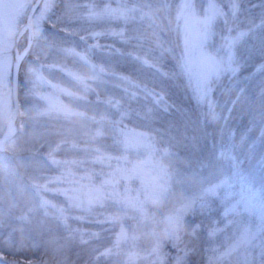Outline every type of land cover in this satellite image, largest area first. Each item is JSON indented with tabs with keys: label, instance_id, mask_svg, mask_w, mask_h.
I'll return each instance as SVG.
<instances>
[{
	"label": "snow or ice",
	"instance_id": "1",
	"mask_svg": "<svg viewBox=\"0 0 264 264\" xmlns=\"http://www.w3.org/2000/svg\"><path fill=\"white\" fill-rule=\"evenodd\" d=\"M173 8L177 30L183 36V50L179 54L165 46L160 34L164 21L171 23ZM112 21L134 27L128 31H96L91 27ZM108 35L141 49L147 46L148 36L152 38L155 48L147 59L134 51L128 52L127 57L134 66L148 65L158 77L160 92L155 87L144 89L145 94L156 101L143 113L145 120L161 124L155 137L117 135L130 112L111 97L102 101L97 93L95 105L107 103L109 110L98 115L94 112L91 116L57 99V94L74 97L83 101L77 108H88L93 105L88 94L96 91L88 81L99 85L109 77L123 81L127 86L125 90L132 89L133 96L135 90L140 89L139 83L127 76H118L105 63L93 62L92 54L102 47L98 38ZM217 35L222 41L219 50L213 47ZM81 44L84 45L82 50ZM169 55L175 66L165 70ZM61 57L73 58L86 73L60 64ZM256 57L261 61L257 69L259 78L252 74L239 80L237 73ZM56 73H63L76 82L79 92L69 91L55 82ZM225 74L233 77V81L224 86V91H232L235 98L230 97L220 105L213 94ZM181 79L194 86L197 103L205 105L207 110L195 120L181 114L179 121H164V115L171 111L162 95L164 86L169 83L179 86ZM45 86L51 92L38 91ZM37 95L44 101L42 107L30 102V97ZM113 107L117 109L119 120L113 118L110 111ZM238 108L248 117V126L240 133L239 141L229 124ZM73 116L97 126L89 133L90 141L104 134L107 123L120 147L119 154L102 151L90 143L81 148L70 138L71 130H53L41 121L45 117L69 120ZM17 117L31 121L30 132L23 121L16 125ZM201 117L204 124L216 125L222 143L218 155L194 159L199 151ZM0 124L6 127V130L0 127V153L9 149L14 153L18 151L11 141L17 131L28 135L32 141L29 147L22 149L29 155L16 158L25 169L27 182L15 170L11 157L0 156V239L7 236L3 240L7 255L17 251L14 233L18 227L22 234L27 231L29 238L31 228L24 226L33 223L41 236L51 235L49 217L57 227L63 226L68 233L67 240L79 237L80 242L89 243L68 221L95 217L98 223H118L120 227L115 241H110V246L100 251V256L109 257V264H137L140 260L144 264H264V193L258 196L248 187L233 203L229 192L231 177L223 171L227 162L234 174H239L238 147L241 154L247 156L255 154L257 143L264 148V0H228L226 5L218 0H207L202 5L194 0H181L179 4L169 0L135 3L119 0L115 6L99 5L91 0L63 6L57 0H0ZM253 133L258 135L253 136ZM53 136L63 138L53 143ZM69 153L83 155L70 156ZM61 154L62 158H58ZM261 161L264 163V153ZM97 164L101 165L99 173L89 168ZM49 167H54L58 174H43ZM177 186L180 198L172 211L163 215L150 211L149 205L159 206L175 194ZM49 193L63 197L64 204L55 202L47 195ZM18 197L30 200V207L19 216L14 213L19 206ZM214 198L224 203V219L207 229V244L199 247L205 230L196 219L210 216L216 202ZM73 210L80 214H72ZM126 221L134 222L135 227H130ZM159 224L164 225L162 230L158 229ZM220 224L224 227H219ZM224 232L230 233L228 241L218 244L217 234ZM141 235L151 241L143 249L137 244ZM168 246L176 251L171 259H168ZM65 248L66 245H55L53 264H68L60 255ZM197 255L203 257L199 262L192 259ZM0 264L19 262L0 255Z\"/></svg>",
	"mask_w": 264,
	"mask_h": 264
},
{
	"label": "trees",
	"instance_id": "2",
	"mask_svg": "<svg viewBox=\"0 0 264 264\" xmlns=\"http://www.w3.org/2000/svg\"><path fill=\"white\" fill-rule=\"evenodd\" d=\"M129 1V2H128ZM135 0H126L128 3H133ZM177 0H174L173 4H176ZM89 2V0H57V3L61 6H63L65 3H72V4H82ZM91 2H94L99 5L103 4H112L113 0H91ZM113 5V4H112ZM59 11V9H57ZM174 15V8L171 12V17ZM173 20L171 19V22ZM96 31H105L107 29H112L114 31H117L118 29H115V27H121V24L118 23V25L112 24L110 22H103L91 25ZM222 27V26H221ZM127 28V27H126ZM130 30L129 27L126 31ZM51 31V29H50ZM145 32L148 33L149 30L147 29V26H145ZM161 36L163 40L165 41V46L173 49L176 54L180 53L181 50V44H180V38L177 37V34L173 32L172 26L170 22L164 21V27L161 30ZM57 35L63 37L65 36V33L63 32H57ZM98 42L100 45H102L101 48L96 49V51L92 54L93 62L95 63H105L107 66L113 62V66H115V63L117 59L122 60V63L124 65L125 62L130 61V59L127 57L128 52H135L138 55H141L147 59L149 55L151 54V50H154L155 45L152 44V38L149 35L147 38V46L144 49H141V51L138 50L134 45H127L122 43L120 38L112 35L108 36H101L98 38ZM168 44V45H167ZM81 50L84 48V45H80ZM121 53H124L125 55H121ZM260 60V58H259ZM261 63V62H260ZM259 62L254 60L248 61L246 64H244L243 70V77L241 74H239L237 77L239 80L243 81L246 77H249L252 74H258L257 68L260 65ZM127 64H125L122 67H117L116 70L119 71L117 75H123L127 76L129 79L139 83L141 87L147 88L151 90L153 87H155V90L157 92H160V87L157 86V82L153 81V76H156L154 71L151 72L153 75H146L145 73H136L137 75H133L128 70ZM165 70L173 68V59L169 55L166 58L165 62ZM250 66V67H249ZM250 68V69H249ZM255 68V69H254ZM117 72V71H116ZM230 77V78H229ZM147 83H145V81ZM233 81V77L230 75L223 76L220 81V87L217 89L213 94V99L217 101L220 105H223L230 97L235 98V93L232 91H224V86L230 84ZM69 83V82H68ZM67 83V84H68ZM176 91L166 88V85L164 86V92L162 93L164 99L166 100L167 104L171 106V111L165 116L169 118L171 121H179L181 119V114L187 115L192 120H195L197 117L201 115V112L206 111L207 108L205 105H199L197 103V100L193 93L191 91H187L186 97H183L184 99H176L172 94ZM105 92H99L100 99L106 100L108 97H111L113 100L122 103L126 106H130L129 110L132 108L134 109L135 115L138 113L143 114V111H140L139 106H141L140 103H138L137 99L132 98V100H128L127 102H130L131 104L127 103L125 101L124 96H117L110 94L109 92H106V94H103ZM135 94H141L142 97H144L143 104L149 105V103L155 104V99L145 94L144 90ZM256 96L258 97V90L255 91ZM88 98L90 100H94V96L90 92L88 94ZM105 106L106 108H104ZM99 108L102 109V112L105 110H109V106L107 103H102L99 105ZM131 109V110H132ZM130 110V111H131ZM179 110V111H178ZM117 111L114 112L115 116H117ZM230 127L233 131L236 132L237 141H239V136L242 131H244L248 126V117L246 115H243L240 112V109L238 108L236 112L234 113V117L231 121H229ZM131 129L134 130H141L142 126H138L137 129H135L134 124H132ZM200 129V139H199V151L194 156V159L196 157H199L201 159L203 158H210L214 154H219V150L221 147V136L216 132V125L214 124H204L203 123V117H201V123L199 125ZM143 132V130H142ZM145 135L148 136H156V130L149 131L147 128L144 129ZM253 136L258 135V133H253ZM21 137V136H20ZM19 137V138H20ZM31 141V140H30ZM30 141H27L30 142ZM16 142V141H15ZM54 142V141H53ZM26 143V142H24ZM32 141L30 142V144ZM30 146V145H29ZM29 146H23L22 149H26ZM7 151L0 154V156H5ZM11 153V152H10ZM9 153V154H10ZM264 153V148H261V146L257 143L255 148V154L253 156H247L242 155L239 147L237 148L236 155L239 158V174L235 175L234 170L232 169L231 165L227 162L223 165V171L226 175L231 177V188L229 189L230 192V199L233 203L236 202L240 198V195L243 191H245L248 187H252L256 194L259 196L261 193H264V163L261 161V154ZM23 157H27L29 153L25 151L23 154ZM19 155L20 157L22 156ZM81 156V155H80ZM13 159L16 158L15 154L12 157ZM62 158V154L60 157ZM17 171L20 175L25 177V182H27V176L25 175V169L23 166L15 162ZM96 172L100 171V167L96 165ZM30 171V170H29ZM45 175H57L58 172L54 168L46 169L44 171ZM180 198V192H179V186H177V191L175 194L170 196L166 201L162 202L159 206H154L150 208V211L153 213H160L161 215L168 213L174 209V207L177 205ZM224 219V205L219 204L218 202L213 206V210L211 211V214L208 218L204 217H197L196 222L199 224L202 222L203 229L205 230L203 233V238L198 242L199 247H205L207 244V229L217 226V222ZM127 224L131 227V221H126ZM226 223V222H225ZM219 227L223 228L224 224L218 225ZM162 224L158 225V229L161 230ZM186 240L189 239V237H185ZM77 240V239H75ZM78 243L80 240H77ZM72 242H70V245L66 251L61 252V256L66 259L68 264H109V257L100 256V251H92L91 249H87L83 245L79 243V246L72 245ZM151 241L149 238L142 236L141 239L138 241V246L143 249L146 248L148 245H150ZM14 244L17 249L15 251L14 255H7L8 251L0 250V255H6L7 259L12 260L15 259L20 263L23 264H29L32 262H37L39 264L40 261H45L47 264H53V253H51L50 250H47L44 246H40L39 244L35 243V241L28 237V235H15ZM34 245H36L34 247ZM93 248V247H92ZM94 249V248H93ZM167 251L169 252L168 259H171V257L176 255L175 249L171 248L170 246L167 247ZM192 259H195L197 262L201 261L203 259L202 256L197 255L195 257H192Z\"/></svg>",
	"mask_w": 264,
	"mask_h": 264
},
{
	"label": "rangeland",
	"instance_id": "3",
	"mask_svg": "<svg viewBox=\"0 0 264 264\" xmlns=\"http://www.w3.org/2000/svg\"><path fill=\"white\" fill-rule=\"evenodd\" d=\"M118 2H119V0H113V3H112L113 6H115ZM135 2H138V0H135L133 3H135ZM169 2L170 3H174V0H169ZM180 2H181V0H177L176 4H179ZM194 2L197 5H202V4H205L207 2V0H194ZM218 2L221 3V4L226 5L228 3V0H218ZM175 14H176V10L174 8V15H173V17H171V19L173 21L170 24L172 26L173 32L176 33L177 37L180 38L179 41H180V44H181V50H180V52H181L183 50V36H182V32L177 30L176 22H175ZM168 21L169 20H166L167 23H168ZM110 23L115 24V25H118V23L121 24V27H115V29H118L117 31H120L122 29L127 30L128 27L131 30L134 27V25H132V24H129V25L125 26L123 24V22H120V21H112ZM212 43L213 42L210 41V44H212ZM221 45H222V41L220 39V36L217 35L216 38H215L213 47H214V49L219 50L221 48ZM136 48L138 49L136 51H141V48H139V47H136ZM141 56H142V54H141ZM42 59H43V57H42ZM255 61H257L259 63L261 62L259 60V57H256ZM58 62L60 64H66L69 69H72L74 71H78V72H80L82 74L86 73V70L77 61H75L71 57H69V58L61 57V58H59ZM165 62H166V60H165ZM113 64L114 63L111 62L108 66L111 67L115 72L117 71L116 73H119V71L116 70V66L117 67H122L125 64H127V62H125L124 65H123L122 60L117 59V61L115 63V66H113ZM173 66H175L174 60H173ZM127 67H128V70L130 71V73L133 74V75H137L136 73H145L146 75H150L151 72L153 71L146 64L141 63V64H139L137 66H134L131 63V61L128 62ZM243 67H244V65H243ZM243 67L237 73V76L239 74H241V76L243 77V72H244L243 70H246ZM226 75H228V74H225V76ZM256 76L259 78L260 73L258 72V74H256ZM46 78H47V71H46ZM245 78H246V76H245ZM54 79H55V82H59L62 87L67 88L69 91L79 92V85L76 82L72 81L69 77L65 76L63 73H56ZM132 81H133V78H132ZM153 81L158 83V77L157 76H153ZM88 83L91 84L96 89V91L91 92L95 99L97 97V93L99 94V92H105L103 94H106V92H109L110 94L117 95L119 97L120 96H124L126 102L128 100H132V98L137 99L138 100L137 102L141 104V106H139V109H140V111H143L144 113L147 112L153 106L152 103H149V105L143 104V101H144L145 98L142 97L141 94H135L133 96L131 94L133 90L132 89H128L126 91L125 90L126 87H127L126 84L123 81H121L119 79H116L114 77H109L106 80V82L100 83L99 85H97L93 81H88ZM145 83H147V82L145 81ZM193 87L194 86H189L188 85L186 79H181V81L179 82V86H177L176 83H169V84L166 85V88L176 91L172 95L178 100L180 99V97H181V99H184L183 97H186L187 91H191L193 93ZM140 88H141V91L145 89L143 87H140ZM38 91H42L44 93L51 92V90L49 88H47L46 86L43 89H38ZM135 92L139 93L140 89L139 90H135ZM57 99L59 100V102L63 103L64 105H66V106H68L70 108H76V110H78V111H85L89 116L93 115L94 112L97 115L100 112H102V109L99 108V105H95V103H94L95 99L92 100L93 101V105L88 107V108H83V107L77 108V105H82L83 101L76 100L74 97H70V96L63 95V94H57ZM30 102L35 107H42L44 105V101L39 98V95H37L35 97H30ZM127 103L131 104L130 102H127ZM119 104L123 108H125L127 110H129V108H130V106H126L124 104V102L119 103ZM103 107L106 108L105 106H103ZM130 110H129L130 115L119 126V130H118L117 135L119 133H123V134H125V135H127L129 137H136L137 135H140V134H144L145 135V133H143V132H144V129H146V128L149 131H153V130H156L159 127H161V124L159 122L150 123L149 121L145 120L143 114L138 113L137 115H135L134 109H132L131 111ZM110 111H111V113L113 115V118L116 119V120H119V115L115 116V114H114V112L117 111V109L115 107H113V108L110 109ZM29 115H31V113ZM163 118H164V121H171L165 115H164ZM21 121H23L25 123L28 131L30 132V130H31V121L28 120L26 117H17L16 125L19 126ZM41 121L43 123L47 124L53 130H59L61 132L65 131V130H71L72 136L70 138L75 139L77 141V143L80 145L81 148L85 147L86 145H88L90 143L91 146H93V147L99 146L102 151L110 152L113 155L119 154L120 147L115 142L113 133H111L109 131L110 126L107 123H105V125H104V134L102 136L97 137L94 141H90L89 133H90V131L94 130L97 127L92 121H82L80 118L75 117V116H73L69 120L54 119V118L45 117V118H41ZM132 124H134L135 129H137L138 126H142V129L140 131L131 129ZM0 127H3L4 130H6V127L4 125H2V124H0ZM142 130H143V132H142ZM148 135H145V136H148ZM62 138H63L62 136H53V137H51L52 141H54L53 143L58 142ZM27 141H30L29 136L25 135L24 133L18 132L17 135L15 136V140H14V143H15L18 151L14 153V152L11 151V149H9V151H7L8 153H6L5 156H8V157L12 158L14 154H15V157H18L20 154L22 155L25 152V151L22 150V147L26 146V145L27 146L30 145L31 141L28 142V143H27ZM24 142H26V143H24ZM68 155H70V156L81 155L82 156L83 153H80V154L69 153ZM142 155H143V150H142ZM21 157H23V155ZM16 161H15V158L14 159L12 158V162H13L14 168L17 171V167L15 165ZM97 165L100 167L99 170L101 171V165H99V164H97ZM89 168L96 170L97 167H96V165H89ZM48 169H50V167ZM51 169L53 170L54 167H51ZM100 171H98V173ZM85 183H87V181ZM47 195L50 198H52L55 202H58L61 205L64 204V198L63 197L54 196V195H52L50 193L47 194ZM214 199L216 201L215 204L218 202L219 204H221V205L223 204L224 205V203L220 199H218V198H214ZM18 205L19 206L16 209H14V213L17 216H19L20 214L26 212L27 209L30 207L29 198H27V197H18ZM152 207H154V206L149 205V209L152 208ZM212 210H213V208H212ZM72 214L79 215L80 213L75 212L73 210ZM68 223H69V225L71 226L72 229H79L80 233L83 234L84 238L86 240H89V243H82V242L79 241V243L81 245L86 247V250L87 249L88 250L91 249L92 251H97V250L103 251V250H105L106 246H110V241L114 242L115 239H116V234H118L120 232V227H119L118 223H114V224L98 223V222H96V218L95 217H92V218L87 219V220L69 219ZM131 223H132L131 227L134 228L135 227L134 222L131 221ZM24 227L26 229L31 228V237L35 241V243L39 244L40 246H44L47 250H50L51 253H53L56 244L66 245V248L62 252L66 251L67 248L69 246H71L70 242H72L71 244L74 245V246L75 245L79 246V243L77 241V240H80L79 237L76 238L77 240H75V239L71 240V241L67 240L66 237L68 236V233L64 230L62 225L57 227L56 223L51 219V217H49V227L52 230V234L51 235L45 234V235L41 236L39 234V230L36 228L34 223L32 225L26 224ZM163 227H164V225L162 224L161 230L163 229ZM94 233H98L99 236L98 237L93 236ZM24 234L28 235V232L26 231L25 233L22 234L19 231V227H18L17 231L14 233V239H15V235H24ZM229 235H230V233H228V232L218 233L217 234V243L218 244L227 243ZM28 237H29V235H28ZM141 238H142V235H141ZM5 239H7V236H4L2 239H0V250L8 251L7 246L3 243V240H5ZM138 241H137V243H138ZM79 247H81V246H79ZM20 264H23V263H20ZM29 264H32V263H29ZM45 264H47V263L45 262ZM137 264H144V261L140 260V261L137 262Z\"/></svg>",
	"mask_w": 264,
	"mask_h": 264
},
{
	"label": "water",
	"instance_id": "4",
	"mask_svg": "<svg viewBox=\"0 0 264 264\" xmlns=\"http://www.w3.org/2000/svg\"><path fill=\"white\" fill-rule=\"evenodd\" d=\"M18 132H19V131H17V133H18ZM17 133L11 138V141L14 140L15 136L17 135Z\"/></svg>",
	"mask_w": 264,
	"mask_h": 264
}]
</instances>
